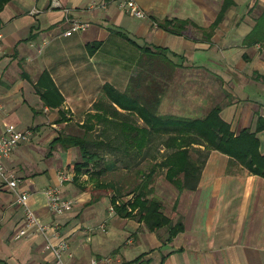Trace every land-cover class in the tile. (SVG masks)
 I'll use <instances>...</instances> for the list:
<instances>
[{
	"label": "crops",
	"instance_id": "obj_1",
	"mask_svg": "<svg viewBox=\"0 0 264 264\" xmlns=\"http://www.w3.org/2000/svg\"><path fill=\"white\" fill-rule=\"evenodd\" d=\"M121 1L12 0L0 12V134L9 124L33 131L5 160L21 180L18 189L30 194L29 204L44 223L60 222L73 264H89L92 258L98 264H264V177L217 150L206 149L208 157L194 190L179 192L155 174L150 187L163 201V212L184 224L170 241L167 227L151 231L137 217L110 213L116 188L106 193L101 189L95 196V188L79 189L75 181L60 185L61 164L54 167L50 161L63 154L68 167L78 147L64 148L54 140L64 135L73 117L85 133L108 132L118 138L114 145L92 140L101 142L98 148L119 152L113 163H149L148 173L152 164L165 159L167 135L152 143L154 129L137 111L112 99L117 91L159 100L160 115L203 118L219 106L221 117L237 134L245 128L254 131L264 119V48L244 43L264 0H234L210 39L202 28L216 20L225 0H132L146 18L121 9ZM173 17L192 23L182 34L171 33L159 21ZM73 20L90 26L65 35ZM150 50L163 54L156 58ZM50 84L63 99L56 107L41 97ZM47 126L58 135L44 136ZM258 137L264 154V130ZM44 140L50 142L49 150L42 148ZM155 146L164 154L151 156ZM52 185L74 200L61 216L51 213L45 198ZM23 222V206L0 181V264H53L44 235L15 238ZM139 244L147 250L137 255ZM157 251L154 261L152 253ZM139 256L141 260L134 261Z\"/></svg>",
	"mask_w": 264,
	"mask_h": 264
},
{
	"label": "trees",
	"instance_id": "obj_2",
	"mask_svg": "<svg viewBox=\"0 0 264 264\" xmlns=\"http://www.w3.org/2000/svg\"><path fill=\"white\" fill-rule=\"evenodd\" d=\"M10 1L12 0H0V12ZM234 5V0H225L216 20L207 29L202 28L208 39L211 38L217 26ZM191 23L190 20L176 17L164 18L159 21L162 27L175 34H182ZM244 43L245 45L260 44L264 48V9L255 18V24L245 36ZM96 45H100V43ZM143 49V52L148 53L149 50L147 49L150 48L143 47ZM161 54H163L162 51L154 52L150 50V55L153 57ZM133 83L135 86H141L140 81L138 83L134 81ZM109 87L108 84H105V90L109 89ZM117 93L116 96H112V99L118 105H121L122 108L126 107L129 110L137 111L144 117L145 122L154 129L150 130V135L165 133L167 135L166 148H174L173 151L166 152V157L163 161L152 164L148 173L141 169L137 170L142 177L144 174L147 179L143 178L140 183L134 186L135 189L129 193L132 194L130 199L120 201L117 194L112 196L111 205L115 208L119 217H137L151 231L167 227L168 237L166 241L172 240L184 229V224L182 220L174 222L171 217L163 212V201L154 194V188H151L150 184L158 172L175 186L179 192L194 190L198 186L202 169L208 157L206 149H214L226 154L232 160L242 164L252 174L264 177V154L261 153L260 139L258 137V133L264 130V119L258 120L254 131L245 128L237 134L231 129V125L221 117V108L219 106L211 109L203 118L179 117L172 114L160 115L157 114L159 100L146 97L142 99L136 95L137 98H130L127 93H120L119 91ZM41 97L46 104H50L53 107L60 105L63 101L53 84H50L49 91L41 93ZM64 120L61 119L60 121ZM157 127H159V130ZM90 133L86 132L83 136L73 134L60 135L54 140L55 142L60 141L64 148L75 146L80 149L83 160L76 162L72 167L75 173L74 180L84 170L88 171L92 162L97 163L100 160L98 158L99 152L96 148L100 147L101 142H93L89 139ZM194 144L203 145L205 148L202 150L193 146ZM91 145L96 146V150L92 151ZM192 152H195L197 156H194ZM110 164L112 166H107L105 169L116 168L115 163L114 165L113 163ZM102 171L99 169L94 173L101 174ZM141 257L139 256L134 261H140Z\"/></svg>",
	"mask_w": 264,
	"mask_h": 264
},
{
	"label": "built area",
	"instance_id": "obj_3",
	"mask_svg": "<svg viewBox=\"0 0 264 264\" xmlns=\"http://www.w3.org/2000/svg\"><path fill=\"white\" fill-rule=\"evenodd\" d=\"M57 7L61 5L57 2ZM121 9H129L132 16L137 18H146L147 15L142 11L132 0H123L119 2ZM90 26L89 22H80L73 20L70 28L65 32V35H71L74 32L82 31ZM3 51V33L0 31V53ZM33 131L31 129H19L14 124H9L5 130L0 134V181L10 190L15 192L17 201L24 209V222L21 228L15 235L16 239L29 238L36 234H42L46 237L47 242L45 250H49L54 255L53 264H73L71 251L68 240L61 234V224L59 221H53L50 224L44 223L35 210L30 206V194L22 192L18 189L21 180L10 169H8L5 160L15 150L19 144L28 140ZM75 177L74 172L66 168H62L58 172L59 183L64 184L73 181ZM45 198L52 214L61 216L67 211L71 210L74 205V200L65 198L62 195L59 185L49 186L45 190ZM110 213H116L115 208L110 206ZM49 231L51 234L49 235ZM89 264H98L97 258H92Z\"/></svg>",
	"mask_w": 264,
	"mask_h": 264
},
{
	"label": "rangeland",
	"instance_id": "obj_4",
	"mask_svg": "<svg viewBox=\"0 0 264 264\" xmlns=\"http://www.w3.org/2000/svg\"><path fill=\"white\" fill-rule=\"evenodd\" d=\"M157 57H159V56H157ZM58 118H59V116H58ZM136 118L138 119V117H136ZM71 119H72V121L69 122V124L66 125V127L64 128L65 129L64 135L65 134H73V135L83 136L85 134V132L79 127V126H82V125L78 124L79 119H77V117L70 118V120ZM62 132H60V134H62ZM43 133H44V136L48 135V134L53 135V137L58 135V132L55 131L54 128L49 127V126H47L45 130H43ZM106 133H108V132H104L103 134L100 135L99 132L93 131L92 133H90V136H88V137L91 140H104L107 142L109 141V142H111V144L114 145L118 141V138L117 139L111 138V136L106 134ZM160 134H159L160 137H158V135L155 134V137H154L152 143L154 142L157 145L158 139L162 140L161 136L163 133H160ZM44 136H42V139H44ZM51 139H49V140L51 141ZM41 145H42V148H44V150L50 149V142H47V140H44V142ZM91 146H92L91 147L92 151H94L96 149L99 151L98 158H100V160L97 163L92 162L89 165V170L88 171L84 170L82 172V174H86L88 176L87 179H85L86 177H83L82 174H79L77 176V179L73 180V181H75L76 186L79 189L95 188L94 190L98 191V193L95 192V196H96V194H100L99 190H101V189L104 193H106V192H109L108 189H112L114 187L117 189L116 194L119 196L118 198L120 201H126V200L130 199L132 197V194H129V193L135 189L134 186L136 184L140 183V181H141L140 178L142 177L137 170L141 169L142 171L147 172V168L149 167L150 164L140 162L139 164L130 163L129 166H126L125 162L118 160L115 163L116 168L105 169V168H107V166H112V164H110V163H113V161H115L117 159V157L115 155L119 152H114V149L110 148L108 146H104V147L96 148V149H95V146H93V145H91ZM156 148H157L156 146L152 148V152L150 154L151 156H157L158 154H160V155L164 154V152H161V150L158 153ZM77 149H78V155H77L76 159L74 161H72L70 163V165H68L69 168L66 167L67 166V164H66L67 158L65 156H63V154H62V156L60 155L62 158V159L59 158L60 161L59 160L57 161V159H52L50 162L54 165V167L61 164L62 168H66L68 170L70 169L71 172H74V169L72 168L73 165L76 162L83 160L80 149L79 148H77ZM173 149L174 148H170V149L166 148L165 153L171 152V151H173ZM56 150H57V148H56ZM59 152H61V151H59ZM192 153L194 154V156H197V154L195 152H192ZM119 156H121L120 159H122L123 155L121 153L119 154ZM124 158H125V156H124ZM46 164L49 165V163H46ZM113 165H114V163H113ZM99 169L103 170L101 172V174L94 173V172L98 171ZM94 182L99 184V185H96L95 187H93L94 185H92V183L94 184ZM167 184L169 185L170 183H167ZM170 186H172V185L170 184ZM103 189H106V190H103ZM114 195L115 194L111 195L110 198H112V196H114ZM166 207H167V205H166ZM144 250H147V248L143 247L142 244H139L137 246V250H135V251H137L136 254L139 255ZM158 255H159L158 251L156 253H152V257L154 258V261H156V257H158Z\"/></svg>",
	"mask_w": 264,
	"mask_h": 264
}]
</instances>
